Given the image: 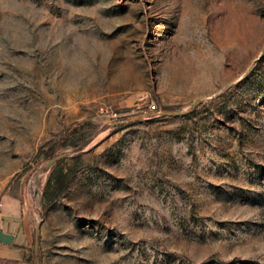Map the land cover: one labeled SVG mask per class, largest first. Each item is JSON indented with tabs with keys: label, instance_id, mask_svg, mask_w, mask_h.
Instances as JSON below:
<instances>
[{
	"label": "rangeland",
	"instance_id": "rangeland-1",
	"mask_svg": "<svg viewBox=\"0 0 264 264\" xmlns=\"http://www.w3.org/2000/svg\"><path fill=\"white\" fill-rule=\"evenodd\" d=\"M7 207L30 264H264V0H0Z\"/></svg>",
	"mask_w": 264,
	"mask_h": 264
},
{
	"label": "trees",
	"instance_id": "trees-1",
	"mask_svg": "<svg viewBox=\"0 0 264 264\" xmlns=\"http://www.w3.org/2000/svg\"><path fill=\"white\" fill-rule=\"evenodd\" d=\"M147 112H151L149 110H147ZM138 116H134V117H131V119H128L127 117H122V118H116V119H113L110 124L114 127H122L126 124H130L132 123L134 120L133 118H137ZM80 147H75L74 148V156L76 157L78 154V149ZM58 155H63L62 153L61 154H58ZM56 155H54L50 149H45L43 152H42V157L48 161L49 159H51L52 157H54ZM75 171V166H69L66 168L65 171H59V172H56L52 178H51V182H49V178H47L45 180V183H44V190H43V195H44V198L45 200L47 201H51L53 200L54 198H56L60 193H62L65 188H66V183H67V180L68 178L73 174V172ZM32 241L34 243V241L36 242L37 244V240H36V236L33 234L32 235ZM36 249V248H35ZM36 252V251H35ZM2 261H9V260H2Z\"/></svg>",
	"mask_w": 264,
	"mask_h": 264
},
{
	"label": "crops",
	"instance_id": "crops-1",
	"mask_svg": "<svg viewBox=\"0 0 264 264\" xmlns=\"http://www.w3.org/2000/svg\"><path fill=\"white\" fill-rule=\"evenodd\" d=\"M9 210L8 215L14 219V223L12 226H7L6 229L2 227L0 221V228L4 232H8L12 234V240L9 245L17 248L19 251V259L13 261H1L0 264H30V260L26 259L27 257V248L30 244V229L28 228L27 221L25 219H21L16 215L12 209L7 207Z\"/></svg>",
	"mask_w": 264,
	"mask_h": 264
},
{
	"label": "water",
	"instance_id": "water-1",
	"mask_svg": "<svg viewBox=\"0 0 264 264\" xmlns=\"http://www.w3.org/2000/svg\"><path fill=\"white\" fill-rule=\"evenodd\" d=\"M201 100L200 99H196L192 102V105L199 103ZM61 155H56L54 157H52L51 159H49L48 161H46V166L51 165L54 161H56L58 158H60ZM12 240V234L8 233V232H4L1 228H0V243L1 244H10ZM36 248V242L34 241L33 243V249L35 250Z\"/></svg>",
	"mask_w": 264,
	"mask_h": 264
},
{
	"label": "built area",
	"instance_id": "built-area-1",
	"mask_svg": "<svg viewBox=\"0 0 264 264\" xmlns=\"http://www.w3.org/2000/svg\"><path fill=\"white\" fill-rule=\"evenodd\" d=\"M153 105L151 104V105H148V107H147V110H149V111H151V110H153ZM0 216H1V211H0Z\"/></svg>",
	"mask_w": 264,
	"mask_h": 264
}]
</instances>
